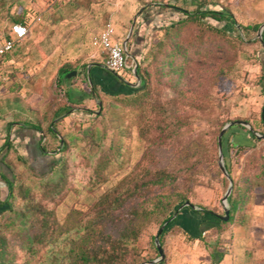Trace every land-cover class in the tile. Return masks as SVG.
Returning a JSON list of instances; mask_svg holds the SVG:
<instances>
[{
	"label": "rangeland",
	"instance_id": "obj_1",
	"mask_svg": "<svg viewBox=\"0 0 264 264\" xmlns=\"http://www.w3.org/2000/svg\"><path fill=\"white\" fill-rule=\"evenodd\" d=\"M32 1L35 4L30 12L34 16H40L38 24L30 27L22 43L0 65L2 132L11 121L33 119L35 113L29 108L44 112L47 107L64 100L55 85V76L60 63L71 55L69 35L64 33L56 37L52 26L58 22V11L64 16L60 19L61 22L68 23V20L78 23L84 19L79 14L69 17L70 5H62L67 0ZM69 1L80 6H90L94 12V18L90 19L87 28L89 33L88 30L85 35L75 32L71 42L73 47L74 43L87 39L89 47L96 28L108 19L104 10L115 7L113 4L116 2ZM146 1L150 0H141L139 4L143 5ZM157 1L162 5L175 4L190 10L195 7L190 0ZM218 2L231 10L237 23L251 25L264 22V0ZM15 9L13 6L12 10ZM181 17V14L172 12L164 22ZM124 18L126 17H121ZM10 23V17L3 14L0 18V38L6 35ZM130 23L131 18L126 29ZM116 26L119 29V23ZM223 29L227 32L217 33L195 21L180 25L178 29L171 31L170 36H165L167 39L172 37L171 42L168 43L167 40L158 55L155 58L149 57L144 63L143 67L148 71V86L139 98L130 99L119 94L104 98L102 102L96 99L81 102L79 109L86 112L100 111L97 107L99 102L103 109L102 115L81 124L80 121L87 116L74 110L61 122L62 131H67L71 140L65 153L68 165L67 186L61 198L59 195L55 197L59 201L53 203L43 198L38 178L25 170L18 171L13 199L15 211L10 218L5 214L2 221L7 225H1V233L7 241L5 264H51L62 250L65 236L73 232L48 236L45 238L46 243H32V236L39 229L35 223L32 224L34 218L30 213L22 215L26 205V199L19 193L22 188L30 189L34 201L53 208L55 222L64 229L70 225L66 221L72 211L78 213L73 214L76 219H86L97 199L105 191L114 189L124 178L134 175L139 177L138 183H141L142 180L145 181V173L164 170L170 178L162 186L142 185L143 190L140 189L139 195L130 199L119 211L122 222L130 216L129 210L138 204L151 208L156 203V196L169 197L178 193L185 195L192 204L205 206L216 215H223V196L229 180L218 166V135L226 124L228 126L224 133L230 142L254 143L252 148L231 152V180L237 185L245 183L249 186L251 196L264 187V70L260 59L264 58L262 43L257 31L244 32L237 25L232 29L229 24ZM163 36V31L160 30L154 31L151 38ZM54 37L57 38V43L54 42ZM167 59L172 60V66L177 68V72L162 76L161 62ZM164 67L166 70V64ZM120 73L128 79L126 81L135 84L134 78L127 71ZM70 78L76 84L82 83L79 71ZM83 85L87 91L90 90L86 84ZM123 90L112 84L108 87L109 94L125 93V89ZM14 99L21 102L15 103ZM231 124H241L244 129L236 126L229 129ZM164 126L171 133L167 135ZM248 126L257 133L256 141L247 132L250 130ZM118 143L121 144L120 156L111 165L107 177L97 180L94 175L96 163L110 155ZM55 158L48 157L41 167L40 164L30 162L29 171L43 175ZM18 165L21 171L24 167L19 163ZM145 191L146 196L143 195ZM5 194L4 186L0 197H5ZM11 218L13 222H10ZM161 218L162 215L156 212L147 217L140 216L137 260L157 258L152 238L161 226ZM122 222H119L120 225ZM226 224L231 225L228 222ZM220 235V230L215 228L206 234V239L220 241L219 245L224 246V238H220Z\"/></svg>",
	"mask_w": 264,
	"mask_h": 264
},
{
	"label": "trees",
	"instance_id": "obj_2",
	"mask_svg": "<svg viewBox=\"0 0 264 264\" xmlns=\"http://www.w3.org/2000/svg\"><path fill=\"white\" fill-rule=\"evenodd\" d=\"M190 1L191 4L195 6L193 10L184 9L175 4H161L163 6L162 8L169 9L173 11V13L181 14L182 17L179 19H172L159 27V31L162 30L164 36L162 38L156 39L150 38L147 49L140 56L137 57L132 53L131 45L128 43V53L135 59L136 62L134 74L140 80L138 87L133 86V89H131V84L123 77L111 71L105 70L124 87L125 93H101L100 91L90 88L87 96L100 102H102L104 98L109 96H117L119 94H122L124 97H128L130 99L139 98L140 94L144 92L145 88L148 86V71L145 67H143L145 66L144 63L149 57L155 58L159 51H161V48L166 44L167 40L168 43L171 42L172 37L167 39L165 36H170L172 30L178 29L180 25L188 21L200 22L204 24L209 30L215 31L217 33L227 32L223 28L228 24L232 29L235 25H237L244 32L257 31L259 27V24L244 25L242 23H237L231 10L218 2V0ZM161 5L159 4V6ZM10 20L11 23L7 27V33L2 38L9 37L12 23H22L28 27L27 19H25L21 12L13 14L10 17ZM211 21L220 23L222 25H215ZM237 36L239 38V35ZM21 42L22 40L16 42L11 50L0 55V65L5 60H7V58H9L12 53H14L16 46ZM161 64L163 66V68L160 69L162 70L160 71L162 76L177 72V68L172 66L171 59L162 61ZM165 64L167 68L166 70L164 67ZM75 69L76 65H64L59 68L55 76V85L58 88L59 93L63 96L64 100L47 107L44 112L35 111L29 108L30 111L35 113V117L33 119L24 118L20 121L23 125L34 129L39 133L40 151L43 154H51L56 157L49 169L43 175L33 174V171H29L30 168L24 158L21 155H15L16 150L13 148L11 139L8 136V132L4 138V141L0 145V181H2L6 187L5 197H0V264H5L6 262L5 259L7 244L5 235L1 233V225L3 223L4 226L7 225L6 222L2 221L5 214H8V218H10L11 214L15 211L13 199L15 197L14 188L17 183L16 179L19 177L18 171L24 172L25 170L29 174H32L34 177L38 178V186L43 198H46L53 203L58 202L59 199H56L55 197L59 195L61 198L68 183V165L67 159L65 158V153L69 149L71 141L70 135L66 133L67 131H62L61 122L66 116L71 115L74 110L77 113L79 112L87 116L80 121L81 124L86 123L90 119L98 118L103 113V109L101 108L102 106L99 102L97 103V107L100 111L93 112H86L79 108L72 110L73 107L67 104V102L70 101L69 93L62 90L60 83L62 80H68L66 76L64 77L66 72H70L71 70ZM262 79L264 80V77ZM175 85L176 87H179L178 83H175ZM13 102L17 103L21 102V100L18 101L14 99ZM244 122L248 123L246 120ZM12 123L13 121L9 122L8 126ZM233 126L244 129L241 124H231L228 128L231 129ZM166 129L167 128L165 127V130ZM247 132L250 134L252 140L256 141L258 139V135L255 130L250 128V130H247ZM169 133L171 132H166L167 135ZM95 144L98 145L99 143L95 142ZM252 147H254V143L251 144L244 141L230 142L226 133L223 134L221 137V152L224 165L229 176L231 168V152H237ZM120 149L121 144L118 143L114 151H112L113 153L111 152L110 155L104 156V158H101L96 163L94 175L97 180H102L107 177L110 172L111 165L120 156ZM12 153L14 154L15 159H13V156L11 157ZM18 163L24 167L21 171L19 170ZM138 178L137 176L130 175L127 178L119 181L114 189L105 191L93 204L91 207V213L86 219H76L73 214L78 213L76 211H72L68 215V219L66 221L69 222L70 225L68 224V227L64 229L58 226L55 222L53 208H50L46 204L39 201H34L30 194V189H20L19 193L26 199L25 211L22 212V215L25 216L26 214L30 213V215H32L34 218L32 224L35 223L39 229L38 233H35L32 236L31 242L46 243L47 240H45V238L48 236L53 234H67L70 231H73L65 236L63 248L58 253V255L55 256V260L53 262L51 261V264H140L142 262L152 260L136 259L137 241L141 231V224L139 222L140 216L147 217L153 212L162 215L160 225H163L164 223H166V225L160 233H158V231L157 233L160 245L163 247L164 234L167 227L171 224L172 215L188 199L185 195L180 193L171 195L169 197L162 195L156 196V203L151 208L143 206L140 203L137 205V207H133L129 210L130 216L125 218L122 222L118 214L119 211L130 199L139 195L140 189L143 188L141 187L142 185L162 186L164 182L170 177L164 170H157L154 172L145 173L143 177L145 181L142 180L141 183H138ZM143 195L146 196L147 192L145 191ZM250 197L251 188L249 186H247L245 183H243V185H237L232 181V189L227 197L229 213L226 220H221L219 218L220 215H216L213 211L206 208L205 206H198L203 213L213 215L221 223L233 221L239 222L242 219L243 210L245 209L246 204L249 202ZM187 207H190V205ZM10 222H13L12 218L10 219ZM119 222H122V225H120ZM114 229L116 230L114 231ZM154 236L152 238L153 241ZM153 245L156 257H158V251L155 243ZM30 249L32 248L30 247ZM162 263L163 258L159 261V264Z\"/></svg>",
	"mask_w": 264,
	"mask_h": 264
},
{
	"label": "crops",
	"instance_id": "obj_3",
	"mask_svg": "<svg viewBox=\"0 0 264 264\" xmlns=\"http://www.w3.org/2000/svg\"><path fill=\"white\" fill-rule=\"evenodd\" d=\"M114 1L116 2V4H113L115 7L104 10L108 19L100 23L94 35L102 29L105 22L110 21L114 25L118 37L128 36L132 53L138 57L147 49L149 39L154 31H159V27L165 24L166 16L172 14L173 11L162 8L163 6L157 0L146 1L143 5L139 4L141 0ZM32 2L31 0H0V17L3 14L11 17L13 14L21 12L27 19V31H29L31 26L38 24L40 18V16L31 14L30 10L35 1ZM67 3L71 9L70 18L79 14L84 19L78 23L69 22L68 20V23L61 22L60 19H63L64 16L61 11H58L56 12L58 22L54 23L52 27L56 32V37L64 33L69 35L71 55L60 63L59 68L67 64L76 65V75L79 71L81 76V84H76L73 78L69 79L71 76L66 77L68 80H62L60 83L62 90L69 93L70 101L67 104L72 106V110H74L80 107L79 103L93 99L87 96L89 91L86 90L83 83L101 93H108L110 84L118 88L121 87V90L124 87L102 67L104 54L99 47H95L91 43L88 47L87 39L74 43L73 47L71 46L75 32L79 31L81 35L86 34L90 19L94 18V12L90 6H80L69 0L64 1L62 5L68 6ZM13 6L16 7L15 11L12 10ZM121 17L126 18L121 19ZM128 18H131V23L126 29ZM117 23L120 25L119 29H117ZM261 25H263V28L260 33V40L264 56V22L260 23L259 27ZM87 33H89V30ZM56 37L53 40L57 43ZM54 54L59 55L56 52ZM130 57L133 58L131 55ZM260 59L264 70V58L261 57ZM134 82L135 84L129 83L131 86H135L139 84L140 80ZM20 121L17 119L13 121L14 124L7 125L3 129L4 132L0 130V145L8 132L13 148L16 150L15 155H21L28 166L31 165L30 162H35L40 164L41 167L43 166L42 163L53 155L43 154L40 151L39 133L23 125ZM12 156L14 157L13 153ZM3 187L4 183L0 181V193H2ZM192 205L190 207L182 205L172 215L171 224L164 234L162 264H264V188H259L250 197L243 210L242 219L239 222H228L231 224L229 226L226 223H221L213 215L203 213L198 205ZM215 228L220 230V238H224V246L219 245L220 241H212V239L207 241L206 234L210 233L212 229L215 230ZM149 261L142 263L159 264V261L153 263H149Z\"/></svg>",
	"mask_w": 264,
	"mask_h": 264
},
{
	"label": "built area",
	"instance_id": "obj_4",
	"mask_svg": "<svg viewBox=\"0 0 264 264\" xmlns=\"http://www.w3.org/2000/svg\"><path fill=\"white\" fill-rule=\"evenodd\" d=\"M27 33L26 25L12 23L9 37L0 40V55L11 50L16 42L26 37ZM91 44L102 50L104 54L102 57L103 68L119 76H121V71H127L138 82L139 79L134 74L136 62L130 57L127 50L128 36L118 37L112 22L104 23L102 29L92 37Z\"/></svg>",
	"mask_w": 264,
	"mask_h": 264
},
{
	"label": "water",
	"instance_id": "obj_5",
	"mask_svg": "<svg viewBox=\"0 0 264 264\" xmlns=\"http://www.w3.org/2000/svg\"><path fill=\"white\" fill-rule=\"evenodd\" d=\"M262 28H263V25H261L259 27V29H258V36H260V33H261ZM75 74H76V71L75 70H72V71H70L66 75V77H70V76L75 75ZM137 79H138V77H137ZM227 126H228V124H226L220 130V133L218 135V150H219L218 166H219L220 170L222 171V173L229 180V184H228L227 190H226V192L224 193V196H223V203H224V210H223V212L224 213H223V215H220V217H219L221 220H226L228 218L229 208H228V204H227V197L230 194V191H231V188H232V180H231V178H230V176L227 173V170L225 168L224 160H223V156H222V152H221V136L224 133V130L227 128ZM183 205L193 206L192 203H190L188 200ZM165 225H166V223H164L163 225L160 226V228L158 229V233H160L163 230V228H164ZM158 233L154 236V243H155V246H156L157 251H158V257L156 259H154V260H150L149 263H153V262H156V261H160L163 258V256H164L162 247H161L160 242L158 240ZM140 264H143V263H140Z\"/></svg>",
	"mask_w": 264,
	"mask_h": 264
}]
</instances>
